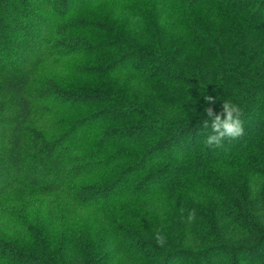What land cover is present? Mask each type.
<instances>
[{
	"label": "trees",
	"instance_id": "obj_1",
	"mask_svg": "<svg viewBox=\"0 0 264 264\" xmlns=\"http://www.w3.org/2000/svg\"><path fill=\"white\" fill-rule=\"evenodd\" d=\"M0 264H264V0H0Z\"/></svg>",
	"mask_w": 264,
	"mask_h": 264
},
{
	"label": "clouds",
	"instance_id": "obj_2",
	"mask_svg": "<svg viewBox=\"0 0 264 264\" xmlns=\"http://www.w3.org/2000/svg\"><path fill=\"white\" fill-rule=\"evenodd\" d=\"M205 101L214 104L215 99L212 96H205ZM207 116L210 118L211 134L205 140V144L209 148L220 147L224 140L238 139L244 133L242 116L243 108L231 101H223L222 112L214 113L212 107L204 109ZM205 128L209 127V119L203 121ZM187 219L192 221L195 219V211L191 210L188 213ZM156 243L163 247L166 239L162 236L158 237Z\"/></svg>",
	"mask_w": 264,
	"mask_h": 264
},
{
	"label": "rangeland",
	"instance_id": "obj_3",
	"mask_svg": "<svg viewBox=\"0 0 264 264\" xmlns=\"http://www.w3.org/2000/svg\"><path fill=\"white\" fill-rule=\"evenodd\" d=\"M110 13H108V10H107V8L106 7H104V6H100L99 8H96L94 11H92V12H88V16L91 18V17H94V16H97V17H105V16H108ZM133 20V19H132ZM113 26L116 28V31H120V30H122V28L120 27V26H118V25H116V23H114L113 24ZM89 30H91V29H89ZM94 34H100V31H98V30H95V29H93L92 30V35H94ZM85 37L87 38V37H89L88 35L86 36L85 35ZM105 38H106V35L104 36V40H105ZM90 40H92V38L90 39ZM99 44V43H98ZM109 55H111V53H108V56Z\"/></svg>",
	"mask_w": 264,
	"mask_h": 264
}]
</instances>
